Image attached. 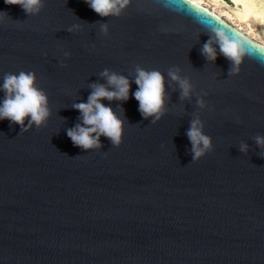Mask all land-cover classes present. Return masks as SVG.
Instances as JSON below:
<instances>
[{"label":"water","instance_id":"water-1","mask_svg":"<svg viewBox=\"0 0 264 264\" xmlns=\"http://www.w3.org/2000/svg\"><path fill=\"white\" fill-rule=\"evenodd\" d=\"M0 12L9 17H0V84L34 72L51 110L46 126L27 133L0 121V264H264V159L253 141L264 136V52L252 49L234 77L222 56L207 63L202 32L219 27L217 16L189 0H132L119 18L83 0H44L30 17L0 0ZM74 24L82 31L70 34ZM136 65L165 74L166 114L143 119L132 83L127 102L101 101L124 120L121 145L102 136L99 150L74 147L72 105L105 83L104 69L132 81ZM170 67L193 83L191 101L173 91ZM193 113L213 146L195 163Z\"/></svg>","mask_w":264,"mask_h":264},{"label":"clouds","instance_id":"clouds-1","mask_svg":"<svg viewBox=\"0 0 264 264\" xmlns=\"http://www.w3.org/2000/svg\"><path fill=\"white\" fill-rule=\"evenodd\" d=\"M88 7L101 18H119L129 8L132 0H83ZM6 5L19 6L26 16H37L44 7V0H4ZM216 3L225 9L222 15L233 21L235 27H230L215 19L219 27L206 26L203 34L208 36L207 41L200 49V55L207 63L215 64L218 56H222L229 63L228 77L238 76L244 60L253 59L252 49L264 52V0H231L232 9L216 0ZM0 17H8L0 12ZM9 18V17H8ZM244 27H241V26ZM246 29V35H245ZM100 34L108 36L107 23H100ZM70 34L82 31L79 24L67 29ZM167 32L168 29L161 28ZM201 35V33H200ZM65 52V58L68 57ZM61 62V67H63ZM135 76L130 81L126 76L104 69L99 76L105 83L89 85L91 91L87 102L74 103L72 108L80 113L79 123L66 129V135L74 147L89 152L102 148L100 138L103 136L112 145L118 148L122 143L124 120H122L111 107L105 106L101 101L127 102L131 84L137 87L132 97L138 102V111L145 120L156 124L166 114L168 96L165 88V74L153 69L146 70L140 65L134 68ZM167 80L177 86L173 91L179 90L181 103L191 101L195 88L191 80L181 74L179 67H170L166 72ZM171 86V85H169ZM0 121L8 120L10 127L18 125L20 132L27 133L33 127L40 129L46 126L51 110L47 94L37 86L36 74L32 71H20L18 74L7 73L0 84ZM207 93L196 95V108L203 110L207 107L202 98ZM123 113V109L119 108ZM27 121V123H25ZM204 123L199 113H193L189 121L186 136L190 142L191 163H195L213 150L211 137L204 134ZM256 147L260 150V158L264 159V136L253 137ZM238 150L247 154L249 146L241 142ZM66 155V154H64Z\"/></svg>","mask_w":264,"mask_h":264},{"label":"rangeland","instance_id":"rangeland-1","mask_svg":"<svg viewBox=\"0 0 264 264\" xmlns=\"http://www.w3.org/2000/svg\"><path fill=\"white\" fill-rule=\"evenodd\" d=\"M224 2V1H223ZM202 3L205 7H207L208 9H210L211 11H214L217 14L222 15V13L225 11L224 8L218 6V4H213L211 3L209 0H202ZM224 4H227L224 2ZM228 5V4H227ZM229 7V5H228ZM222 19L225 20L227 23H229L230 25H232L233 27H235V24L233 23V21L231 19H228L226 16L222 15ZM244 27V26H242ZM245 33H246V29H245ZM247 34V33H246Z\"/></svg>","mask_w":264,"mask_h":264},{"label":"bare ground","instance_id":"bare-ground-1","mask_svg":"<svg viewBox=\"0 0 264 264\" xmlns=\"http://www.w3.org/2000/svg\"><path fill=\"white\" fill-rule=\"evenodd\" d=\"M189 1L193 2L194 4H196V5H198V6L203 7L204 9L208 10L210 13L216 15L217 17L222 18V15L217 14V13H215L214 11H211L210 9H208L207 7H205V6L203 5V3H202V0H189ZM209 1H210L211 3H213V4H217L216 2H214V0H209ZM223 3H224V2H223ZM229 7H231L232 9L235 10V5H229ZM226 17H227V16H226ZM227 18H228V17H227ZM228 19H229V18H228ZM242 26H243V25H242ZM242 26H241V27H242ZM245 35H246V33H245Z\"/></svg>","mask_w":264,"mask_h":264},{"label":"snow or ice","instance_id":"snow-or-ice-1","mask_svg":"<svg viewBox=\"0 0 264 264\" xmlns=\"http://www.w3.org/2000/svg\"><path fill=\"white\" fill-rule=\"evenodd\" d=\"M214 2H216V0H214ZM232 4V3H231ZM225 5H227V4H225ZM219 6V5H218ZM228 6V5H227ZM237 6L235 5V8H236Z\"/></svg>","mask_w":264,"mask_h":264}]
</instances>
